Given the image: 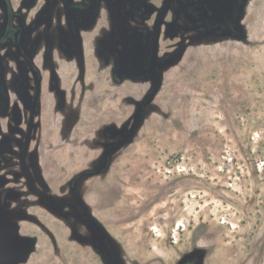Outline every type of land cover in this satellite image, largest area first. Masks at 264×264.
Instances as JSON below:
<instances>
[{
    "label": "rangeland",
    "instance_id": "374dc122",
    "mask_svg": "<svg viewBox=\"0 0 264 264\" xmlns=\"http://www.w3.org/2000/svg\"><path fill=\"white\" fill-rule=\"evenodd\" d=\"M94 35L38 69L0 42V264H264V0L146 79Z\"/></svg>",
    "mask_w": 264,
    "mask_h": 264
},
{
    "label": "flooded vegetation",
    "instance_id": "af4514ba",
    "mask_svg": "<svg viewBox=\"0 0 264 264\" xmlns=\"http://www.w3.org/2000/svg\"><path fill=\"white\" fill-rule=\"evenodd\" d=\"M246 1L0 0L8 10L7 29L0 33V42L8 41L9 49L14 50L11 53L19 55L18 65L38 69L51 54L58 62L65 52L73 53L79 46L83 50V34L94 35L98 28L92 44L99 53L112 57L116 75L120 77V54L131 51L145 74L121 78L146 79L151 67H158L162 59L177 53V43L183 35L207 30L209 26L221 33L236 32ZM75 39L81 41L76 43ZM3 61L0 57V96L9 100L4 93L7 83ZM5 144L4 141L2 145Z\"/></svg>",
    "mask_w": 264,
    "mask_h": 264
},
{
    "label": "water",
    "instance_id": "95a60500",
    "mask_svg": "<svg viewBox=\"0 0 264 264\" xmlns=\"http://www.w3.org/2000/svg\"><path fill=\"white\" fill-rule=\"evenodd\" d=\"M122 20L120 21L119 26L122 24ZM134 54L129 51L124 54H120L119 56V69L117 70V73L120 77L123 75H129L133 77L141 76L145 74L144 69L142 68V65L138 62L134 61ZM132 63V65H131ZM131 65V67H130ZM204 251L201 252H191L189 254H186L179 262V264H185L189 260H195L196 264H202L204 259Z\"/></svg>",
    "mask_w": 264,
    "mask_h": 264
}]
</instances>
